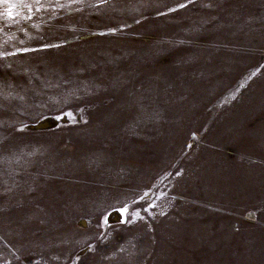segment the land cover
<instances>
[{"label":"rangeland","instance_id":"obj_1","mask_svg":"<svg viewBox=\"0 0 264 264\" xmlns=\"http://www.w3.org/2000/svg\"><path fill=\"white\" fill-rule=\"evenodd\" d=\"M0 264H264V0H0Z\"/></svg>","mask_w":264,"mask_h":264},{"label":"snow or ice","instance_id":"obj_2","mask_svg":"<svg viewBox=\"0 0 264 264\" xmlns=\"http://www.w3.org/2000/svg\"><path fill=\"white\" fill-rule=\"evenodd\" d=\"M10 7H15V5H12V6H10ZM9 14H10V12H9Z\"/></svg>","mask_w":264,"mask_h":264}]
</instances>
